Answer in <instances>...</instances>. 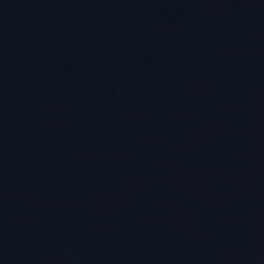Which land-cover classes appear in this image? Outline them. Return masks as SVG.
Masks as SVG:
<instances>
[{"label":"water","instance_id":"obj_1","mask_svg":"<svg viewBox=\"0 0 264 264\" xmlns=\"http://www.w3.org/2000/svg\"><path fill=\"white\" fill-rule=\"evenodd\" d=\"M0 264H264V0H0Z\"/></svg>","mask_w":264,"mask_h":264}]
</instances>
